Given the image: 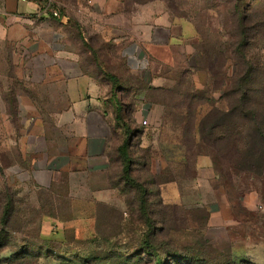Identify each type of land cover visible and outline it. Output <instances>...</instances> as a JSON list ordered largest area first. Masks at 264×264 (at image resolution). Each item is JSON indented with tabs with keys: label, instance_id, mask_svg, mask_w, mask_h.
I'll list each match as a JSON object with an SVG mask.
<instances>
[{
	"label": "rangeland",
	"instance_id": "374dc122",
	"mask_svg": "<svg viewBox=\"0 0 264 264\" xmlns=\"http://www.w3.org/2000/svg\"><path fill=\"white\" fill-rule=\"evenodd\" d=\"M232 1L169 2L194 25L193 49L211 54L213 76L194 50L173 71L147 59V72L131 73L113 58L103 76L116 79L111 95L139 124L123 142L130 181L95 216H72L63 175L32 178L18 102L40 90L25 88L0 52V264H264V0ZM234 5L251 40L224 65L217 51L235 32ZM249 70V111L230 112L232 82ZM139 95L146 103L135 106ZM204 155L219 178L199 176L209 175L196 171Z\"/></svg>",
	"mask_w": 264,
	"mask_h": 264
},
{
	"label": "crops",
	"instance_id": "0c3cea01",
	"mask_svg": "<svg viewBox=\"0 0 264 264\" xmlns=\"http://www.w3.org/2000/svg\"><path fill=\"white\" fill-rule=\"evenodd\" d=\"M50 1L45 11L36 0H0V52L25 88L40 90L38 99L18 102L28 122L32 178L52 183L63 175L72 216H95L97 206L121 196L120 148L127 129L139 124L138 112L128 117L121 110L103 74L113 72V58L131 73L147 72V59L173 71L194 50L196 29L170 8L177 0ZM134 100L146 103L142 95ZM196 165L209 174L200 177L219 178L209 156Z\"/></svg>",
	"mask_w": 264,
	"mask_h": 264
},
{
	"label": "trees",
	"instance_id": "16d2710c",
	"mask_svg": "<svg viewBox=\"0 0 264 264\" xmlns=\"http://www.w3.org/2000/svg\"><path fill=\"white\" fill-rule=\"evenodd\" d=\"M235 5L237 3L238 0H233ZM232 1V2H233ZM234 5L233 7V23L231 22L232 27L235 29L234 34H232L230 37L232 38L231 42L229 43H224L220 46V48L218 49V53L219 56L221 57V59H223V63L225 65V63L227 61H230L232 59V56L234 55H238L240 56L242 59L245 56V52L246 50L249 48V44H250V36H249V28L247 26H245V22H246V18L247 16L242 15V14H238L237 10H236V6ZM215 51V50H214ZM194 52H196L197 56L201 55L203 56L204 60H206V70L208 72L209 75L213 76L212 72H213V57H211V54H209L207 51L205 50H196L194 49ZM189 71H196V69L192 68V67H188ZM250 75H251V71H247L244 75H242L237 81H233L232 84L233 86L229 89V96H235L238 95V98L236 100V105L238 106H233L232 108H230V112H234L236 111L238 108L241 111H249V98H250V93H251V88H250ZM107 78L109 80H111L113 82V85L116 81V79L111 76V75H107ZM202 105V104H200ZM117 121L121 120L120 116L116 118ZM202 133V132H201ZM199 131V135L201 134ZM128 143H123L121 148H120V153L121 155L124 156V149L127 147ZM211 158V157H210ZM212 163H213V159L211 158ZM214 167V165H213ZM129 173H130V165L127 162L126 165H124L123 170H122V176L124 179H126V181H130V177H129ZM5 215L8 216V213H6ZM6 218L4 217L2 218V223L3 225L6 224ZM155 264H162L161 261L156 260Z\"/></svg>",
	"mask_w": 264,
	"mask_h": 264
},
{
	"label": "built area",
	"instance_id": "2783aa9c",
	"mask_svg": "<svg viewBox=\"0 0 264 264\" xmlns=\"http://www.w3.org/2000/svg\"><path fill=\"white\" fill-rule=\"evenodd\" d=\"M19 1L23 2L25 0H19ZM36 1L41 2L43 4V9L45 11H50V9H51V1L50 0H36ZM52 14H53L54 17H58L57 13L52 12ZM143 124H145V122H143Z\"/></svg>",
	"mask_w": 264,
	"mask_h": 264
}]
</instances>
